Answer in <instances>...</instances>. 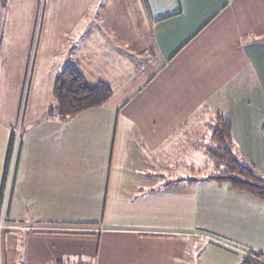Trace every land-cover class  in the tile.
<instances>
[{
	"label": "crops",
	"instance_id": "crops-1",
	"mask_svg": "<svg viewBox=\"0 0 264 264\" xmlns=\"http://www.w3.org/2000/svg\"><path fill=\"white\" fill-rule=\"evenodd\" d=\"M140 1L152 39L142 66L111 27H129L124 0L122 14L109 0H48L2 209L31 56L17 30L31 12L34 27L38 0H0V264H240L264 253V203L203 174L217 169V113L238 160L264 179V0ZM69 65L112 97L49 118Z\"/></svg>",
	"mask_w": 264,
	"mask_h": 264
},
{
	"label": "trees",
	"instance_id": "trees-1",
	"mask_svg": "<svg viewBox=\"0 0 264 264\" xmlns=\"http://www.w3.org/2000/svg\"><path fill=\"white\" fill-rule=\"evenodd\" d=\"M112 97L111 88L105 83L90 84L75 66L64 67L56 76L53 87V105L48 111L49 118L69 119L92 108L103 106ZM215 123L211 132V156L221 173L208 179L218 185H226L229 190L241 191L256 197L264 203V179L248 165L236 157L230 124L219 114H214ZM264 136V125L262 127ZM264 260V253L250 252ZM240 264H263L243 256Z\"/></svg>",
	"mask_w": 264,
	"mask_h": 264
},
{
	"label": "rangeland",
	"instance_id": "rangeland-1",
	"mask_svg": "<svg viewBox=\"0 0 264 264\" xmlns=\"http://www.w3.org/2000/svg\"><path fill=\"white\" fill-rule=\"evenodd\" d=\"M65 1V0H64ZM114 1L115 5V11L117 13V10L120 9L121 14L123 13V0H109V4ZM125 1V24H129V27H125L123 29L122 27L111 26L115 29V34L119 31V34L121 37H124L125 40L129 39V43L125 42V51H130L131 53V60L134 61V65H140L145 64V59H147L151 54V33L148 27V24L146 22V18L144 17V10L143 5L141 4L140 0H124ZM48 0H38L37 7H36V17H35V24L34 27L26 25L29 23V21L33 18V12H31V15L29 16L28 20L25 24L19 25L17 32L19 34L27 36L30 35V50H31V56L28 61V69L27 73L24 77L23 81V94H22V106H21V113L19 115L18 122L16 123L17 127L21 128L22 125V115H23V108L24 104L26 102L27 98V91L29 88V83L31 79V74L33 70V64H34V58L35 56H38L40 51L42 50V30H43V19L46 14V8ZM128 5L130 10V15L128 17ZM121 19L123 20V15L121 16ZM23 22V19H22ZM116 23V22H115ZM106 28V27H105ZM110 28V27H109ZM129 44V45H128ZM41 54V53H40ZM105 60V59H104ZM106 65L102 64L101 69H103ZM212 132V131H211ZM211 150V147H210ZM214 164L215 161H214ZM212 167V166H211ZM217 167V166H216ZM208 168V167H207ZM222 167L220 166L217 169H213V167L208 171H205V174H211V176L218 175L222 171ZM197 170H195L194 174H184L182 171L179 170L178 172V178H182L185 176L190 177H199L200 174H198ZM185 175V176H184ZM193 175V176H192ZM245 256H250L251 259L256 260L258 263H263L264 260L260 258H256L250 253H247Z\"/></svg>",
	"mask_w": 264,
	"mask_h": 264
},
{
	"label": "built area",
	"instance_id": "built-area-1",
	"mask_svg": "<svg viewBox=\"0 0 264 264\" xmlns=\"http://www.w3.org/2000/svg\"><path fill=\"white\" fill-rule=\"evenodd\" d=\"M20 132H21V128L17 127V125L12 130V140H11L9 158H8V162H7V175H6V178L4 180L2 209H3V205H4V200H5L6 188H7L8 183H9L10 173H11V170H12L13 162H14L15 155H16L17 148H18ZM3 222H4V217H3V214H2V210H1V214H0V230L3 228Z\"/></svg>",
	"mask_w": 264,
	"mask_h": 264
}]
</instances>
